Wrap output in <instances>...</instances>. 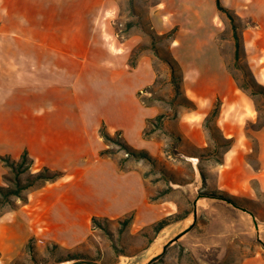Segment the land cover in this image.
Returning <instances> with one entry per match:
<instances>
[{
    "label": "crops",
    "instance_id": "1",
    "mask_svg": "<svg viewBox=\"0 0 264 264\" xmlns=\"http://www.w3.org/2000/svg\"><path fill=\"white\" fill-rule=\"evenodd\" d=\"M220 3L236 14L242 13L240 8L246 5L255 12L250 0ZM115 14L116 0H0V156L18 161L26 153L33 172L47 168L61 174L54 181L24 191L25 200L16 198L13 208L0 213V262L4 257H8V264L28 259L30 241L39 253L57 246L67 252L93 254L89 236L101 230L93 226V218L101 223H119L131 217L129 230L134 232L175 212L163 211L159 200H150L144 171L104 153L107 144L100 131L110 136L118 132L122 141L136 151L147 153L150 148L132 147L123 125L105 112L99 113L95 121L91 119L95 116L91 114L94 87L109 98L119 95L122 89L130 91L129 103L107 105L120 111L122 118L128 119L131 110L139 114L138 137L149 145L143 136L151 111L143 106L139 95L155 82L151 56H140L134 67H128L129 51L124 53V48L118 46L127 49L128 43L116 44L112 35ZM219 14L223 13L217 11L215 0H159L149 11L150 27L160 34L175 20L180 29H208ZM248 38L249 30H245V62L252 76L261 81L264 58L254 60L248 54ZM254 46L264 52L258 41ZM185 60L186 67H191L188 63L193 59ZM200 62V72L220 75L225 82L216 120L223 136L233 138L224 154L225 162L228 156V162L240 167L264 190V127L254 134L259 168L249 171L243 162L245 153L251 150L243 126L256 116L251 96L232 84L222 55L205 53ZM6 172L0 162V185ZM229 172L235 181V171ZM220 176L227 178L225 173ZM224 190L236 191L230 186ZM174 224L162 228L139 253L125 261L119 258L115 264H147L175 237Z\"/></svg>",
    "mask_w": 264,
    "mask_h": 264
},
{
    "label": "rangeland",
    "instance_id": "2",
    "mask_svg": "<svg viewBox=\"0 0 264 264\" xmlns=\"http://www.w3.org/2000/svg\"><path fill=\"white\" fill-rule=\"evenodd\" d=\"M158 2L159 0H116V14L111 21L116 44L128 43L127 49L124 45L118 46L124 48V53L129 51V68L135 66L140 56H151L155 82L139 93L141 103L151 111L143 136L149 145L138 137L141 128L139 114H134L131 110L128 119L122 118L120 111L113 108L111 110L107 105L109 102L113 105L125 101L129 103L130 91L122 89L119 95L113 93L115 96L111 95L109 98L100 93L97 86L94 87L91 114L95 116L90 118L95 121L99 113L105 112L113 121L123 125L125 137L132 147L150 148L147 154L153 162L127 157L118 145V141L122 140L118 132L111 136L112 141L106 143V150L120 163L127 160L128 166L144 171L151 201L159 200L163 211L175 209L174 213L164 219L172 216L179 219L173 222L176 223L175 237L159 249L151 264H243L246 261H249L248 264H264V190L259 188L256 180H249V175L240 167L232 164V161L228 162V156L225 162L224 154L231 147L225 152L224 142L213 139V134L215 137L223 136L216 124L217 117L209 122L212 132L205 125V119L214 105L219 103L220 108L219 96L225 82L220 75L211 76L200 72L203 54H220L226 59L232 84L246 87L245 91L251 93V87L246 86V72L242 68L247 65V52L243 47L241 66L238 67L234 61L232 31L224 14L215 16L208 29H180L173 20L169 30L156 33L150 27L149 11ZM250 2L254 5L255 12L250 11L246 5L249 2L240 8L242 13L230 12L237 17L242 45L243 32L249 30L248 54L254 56L255 60L264 58V52L254 46L258 41L259 47H264V12L261 8L262 0ZM187 57L193 59L188 63L191 67H186ZM165 59L178 69L176 76L180 93L175 92L171 71ZM253 79L264 87V79ZM251 99L256 116L243 126V133L251 146L243 161L249 171L257 170L260 166L254 134L264 127V97L256 95ZM227 139H232L233 142V138ZM201 141L204 143L198 146L197 143ZM231 170L235 171V175H232L236 178L235 181L228 174ZM224 173L226 179L220 176ZM22 177L25 178V174ZM129 182H132L131 178ZM225 186L235 187L236 191L229 193L224 190ZM212 194L233 198L237 207L226 200L213 197ZM15 200L12 198V206H1L0 213L13 208ZM156 224L130 232L131 223L123 227L116 222L104 221L103 227L108 229L110 235L107 236L102 230L91 233L89 244L94 253H80L92 257V261L99 264H115L119 258L125 261L126 257L139 253L147 246L156 234L153 230ZM75 252L78 251L70 253ZM67 253L60 249H45L44 252H36L34 259L28 253V259L11 264H55ZM7 258L4 257L0 264H8Z\"/></svg>",
    "mask_w": 264,
    "mask_h": 264
},
{
    "label": "trees",
    "instance_id": "3",
    "mask_svg": "<svg viewBox=\"0 0 264 264\" xmlns=\"http://www.w3.org/2000/svg\"><path fill=\"white\" fill-rule=\"evenodd\" d=\"M215 6L217 11L226 15V17L229 20L230 29L232 31V37L234 40V47H235L234 61L235 64L238 67H240L241 66L240 55H241V51L243 50V45H242L241 36L238 33L239 26L237 24V17L236 15L231 13L227 8L223 7L220 3V0H215ZM151 38L153 39L152 36ZM165 62L168 64L170 68L172 84L175 88V92L180 93V87L177 82V76H176V72L178 69L167 59H165ZM242 68L245 70L247 76L248 83L246 86L251 87L252 89L249 95L251 97H254L256 95H260L264 97V87L256 83V81L253 79L251 75L249 67L245 64L243 65ZM239 88L243 91L246 90L245 89L246 87H239ZM218 114H219V103L214 105L210 114L205 119V125L207 126L210 132H212V129L211 126L209 125V122H212L218 116ZM100 135L105 143L113 140V138L110 135H108L103 129L100 131ZM213 139L221 140L224 142L225 152L232 145V139H227L222 135H218L217 137H215V135L213 134ZM118 145L121 147V149L125 151L127 157H132L137 160L142 159L153 162V159L145 151H136L134 149H131L122 140L118 141ZM104 153L109 154L107 150H105ZM0 162L7 170V172L3 175V183L5 184V186L0 185V207L4 205L12 206L13 204L12 198L25 200V197L23 196L24 191L30 188L38 187L45 182L54 181L61 175L60 173L52 172L47 168H41L40 170L33 172L32 161L27 156L26 153H23L18 161L11 159L9 156H0ZM24 174H25V178L22 177ZM212 195L213 197L216 196V194H212ZM216 197L221 200H226L228 203H231L237 207L236 203L234 202V199L231 197H224L221 194ZM178 220L179 219H177V217L172 216L157 222V224L153 226L154 233L157 234L162 228ZM130 223H131V217H128L125 220L119 222V224L123 225V227L128 226ZM92 224L93 226L101 229L107 236L110 235L108 229L106 227H103V223H101V221H98L97 219L93 218ZM152 239L153 238H151V241ZM31 242L32 241L29 242L27 250L30 256L34 259L35 253L37 251L31 245ZM47 249L49 250L52 249L53 251H56L59 248L57 246H52ZM154 260L155 258L151 259L147 264H151ZM63 261H83L88 264H94L92 261V257L88 255H84L83 253L80 252H75V253L68 252L66 255H64L62 258L59 259V262H63Z\"/></svg>",
    "mask_w": 264,
    "mask_h": 264
}]
</instances>
